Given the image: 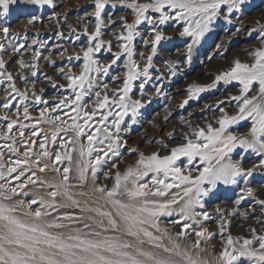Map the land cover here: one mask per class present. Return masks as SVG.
<instances>
[{"label":"snow or ice","instance_id":"6c2138e0","mask_svg":"<svg viewBox=\"0 0 264 264\" xmlns=\"http://www.w3.org/2000/svg\"><path fill=\"white\" fill-rule=\"evenodd\" d=\"M25 2L47 5L52 0ZM116 2L131 9L135 19L128 23L123 17L120 18L121 32L117 34V40L123 42L119 44L120 52L114 55L117 59L122 53L127 55V72L122 87L112 91L111 99L107 84L99 85L92 73L108 72L110 65H100L94 59V53L104 47V41L99 39L103 35L102 29L107 25L115 26L117 21L109 16L106 25L102 17L109 0H93L94 11L91 16L95 18V30L88 34L85 28L88 46L81 49V70L79 74L72 73L70 69L63 73L66 87L72 95L62 97L49 107V101L32 92L35 102L45 107L40 109L39 117L35 118L30 133L33 139L30 140L24 139L25 129L29 126L19 119V108L16 119L10 120L7 114L0 116V120L6 121V129L0 136L5 141L0 145V264H240L241 258H246L249 264H264V235H257L254 228L250 229L251 238H233L231 234H225L227 224L221 223L220 250L216 252L215 245L211 246V252L207 247H202V244L210 245L216 235L202 226V221L210 218V214L203 210L202 198L209 196L218 183L236 184L237 178L247 181L256 167L254 165L253 168L245 169L242 160L233 161L230 157L233 149L239 147L254 151L260 157L259 166L264 167V26L260 27L258 35L262 46L250 52L251 62L234 60L227 71L215 77L212 85L206 86L212 87L222 80L238 81L241 85L240 94L230 98L237 102L236 114L228 115L220 108L221 115L216 120L218 127L208 123L206 127L191 129L193 138L183 133L185 142L171 148L169 154L140 153L135 163L123 172L117 170L114 175L105 173V179L111 181L109 187L97 182L98 171L111 156L120 155L121 122L129 111L135 122L137 109L142 106L140 100L129 102L132 82L139 76L145 77L140 84L143 90L153 59L152 55L147 57L148 63L142 71L132 59V41L139 35L137 27L142 22L152 26L151 50L154 55L157 44L169 39L159 26L168 21H183L180 35L192 39V44L188 45L190 53L192 46L210 31L215 19L223 13V19L231 23L232 14L240 10L245 0ZM20 3L21 0H0V17H8L17 11ZM36 19L32 16L28 23H34ZM0 31L7 36L9 29L2 27ZM251 31L254 30H250V34ZM107 50L111 51L110 42ZM39 57L40 52H35L34 59ZM76 59H80L79 53ZM111 63L115 64L116 59ZM20 66L25 65L20 62ZM3 67L4 62L0 60V68ZM32 75L36 76V72L33 71ZM7 80L12 81L10 74ZM115 80L116 77H113ZM99 87H103V93L95 90ZM201 91H204V87L191 86L189 98ZM5 92L7 95L2 107L10 109L12 100L19 96L23 120H32L28 107L23 104L28 98L27 92H20L14 83H10ZM93 92L95 101L89 109L83 101L86 96L91 99ZM253 92L255 94H251ZM187 102L185 100L180 107ZM62 108L69 109L63 113L67 119L53 115ZM245 120L251 122L246 135L238 137L229 131L231 125ZM41 123L51 125V143L55 146L59 140L60 148L50 149L49 137L44 135L38 145L40 151L34 154L37 144L35 138L40 135ZM14 129L18 130L19 139L12 135ZM61 132L65 136H59ZM69 133L72 135L69 136ZM169 136L171 138V134ZM85 139L87 144L84 143ZM18 142L24 145L22 153L16 146ZM5 149L18 154L17 158L5 163ZM181 157H186L187 163L181 162ZM197 157L202 167L193 176V169L189 165ZM44 159L50 163L42 164ZM64 161H68V166L61 167ZM111 167L115 168V163ZM37 171H51L55 176L49 180L37 176ZM73 171L76 174L75 184L71 183ZM26 173L27 178L22 181ZM149 176L150 179L146 180ZM12 180L19 183L14 186ZM29 184L49 190L46 196L12 202L14 197L28 195L24 189ZM89 184L91 187L87 191H72L73 188L84 189ZM252 191L248 188L246 194L250 196ZM243 198L241 196L235 203L239 204ZM259 203L264 206V201ZM33 205L37 206L33 208ZM174 205H179V208H174ZM62 208L79 209L80 215L59 213L58 210ZM197 208L201 211H196ZM52 212L58 214L53 216ZM174 212L179 219H170L168 224L179 230L173 234L167 226L161 227V218L171 217ZM193 235L195 240L189 243Z\"/></svg>","mask_w":264,"mask_h":264},{"label":"rangeland","instance_id":"374dc122","mask_svg":"<svg viewBox=\"0 0 264 264\" xmlns=\"http://www.w3.org/2000/svg\"><path fill=\"white\" fill-rule=\"evenodd\" d=\"M139 2L146 3L148 0H139ZM93 11V0H52V3L47 5H31L25 0H21L17 11L8 17H0V28L7 27L9 29L7 36L0 31V45L3 46L0 48V60L4 62V67L0 68V73H2L0 75V116L7 114L10 120L16 119L19 108V119L29 126L25 129V140L33 139L30 135L32 125L35 123V118L39 117L40 109L45 107L44 104L35 102L32 96L33 91L36 95H41L44 100L49 101V107L62 97L72 95L71 90L66 87L67 81L63 73H67L70 69L72 73L79 74L81 70L83 65L81 49L88 46V34L95 30V18L91 16ZM149 14L155 16L154 13L150 12ZM32 16L37 19L34 23L29 24L28 20ZM109 16L117 21L115 26L107 25ZM102 17L107 25L102 29L103 35L99 38L104 41V47L101 51L94 53V59L100 65H110V67L106 74L94 72L92 75L97 78L99 85L107 84L111 99L112 91L122 87V81L127 72L125 67L128 60L127 55L122 53L118 59L114 55L120 52L119 44L123 42L117 40V34L121 32L120 18L123 17L128 23H132L135 17L131 9L120 5L116 0H109ZM261 26H264V0H245L240 10L232 14L231 23L223 19V13L215 19L210 25V31L201 38L198 44L192 46L190 53L188 45L192 44V39L180 35L184 27L183 21H168L164 25H160L159 28L162 29L163 35L169 39L160 41L156 46V53L153 55L151 50L152 26L147 22H142L137 27L139 35L135 36L132 41V59L140 66L141 71L148 63L147 57L152 55L153 59L143 90L140 89V84L144 82L145 77L139 76L132 82V91L129 93V102L140 100L142 106L137 109L135 122H133L131 111L124 116L119 133L121 138L120 155L111 156L110 154L111 158L98 171L97 182L110 187L111 181L105 179V173L114 175L117 170L123 172L129 165L135 163L140 153L150 155L152 152H158L162 156L167 155L171 148L185 142L183 133H187L189 138H193L191 129L206 127L208 123H212L213 127H218L216 120L221 115L220 108H223L228 115H235L237 102L230 98L240 94L241 85L239 82L222 80L212 87L206 86L212 85L215 77L219 73L227 71L234 60L251 62L250 52L262 46L258 39ZM85 28H87L88 34L85 33ZM250 30L254 31H251L250 34ZM146 40L147 44H145ZM33 41L36 42L33 43ZM109 42L111 51L107 50ZM15 49H19V51H15ZM37 51L40 52V57L34 59V54ZM78 53L80 59H76ZM113 59H116L115 64L111 63ZM20 62H23L25 66L21 67ZM33 65L36 67L33 68ZM33 71L36 72V76L32 75ZM9 74L12 76V81L7 80ZM113 77H116L115 81H113ZM10 83H14L20 92H27L28 98L23 101V104L28 107L29 114L33 117L32 120H23V108L20 107L19 96L12 100L10 109L5 110L2 107L7 95L5 89L9 87ZM61 85H65V87L62 88ZM191 86L204 87V91L194 93L192 98H189ZM95 90L102 93L104 91L103 87ZM13 95L15 94L13 93ZM185 100L188 101L187 104L180 107ZM94 101L93 92L92 98L89 99L86 96L83 102L90 109ZM221 101L223 103H220ZM68 111L69 109L62 108L53 115H60L62 119H67L63 113ZM109 119L111 121L112 118ZM250 124L251 122L248 120L240 121L238 124L231 125L229 131L238 137L244 136L248 133ZM5 129L6 121L0 120V136L3 135ZM39 129L41 132L35 138L37 144L34 146V154L40 151L38 145L44 135L49 137L48 147L50 149L60 148L59 140L55 146L51 143V125L41 123ZM169 134H171V138ZM12 135L19 139L18 130L14 129ZM68 135L71 136L72 133ZM59 136H65V134L61 132ZM7 142L11 143V141ZM4 143L5 141L0 139V145ZM84 143L87 144L86 139ZM16 146L21 153L24 151L22 143L18 142ZM3 151L5 163H8L10 159L17 158L18 154L9 153L6 149ZM230 157L233 161L242 160V166L245 169L253 168L254 165L256 167L247 181L237 178L236 184L218 183L209 196L202 198L203 210L210 214L208 220L202 221V226L216 234L210 245L202 244V247H207L209 252L212 251V245H215L216 252L220 250L222 239L219 234V225L221 223L227 224L225 234H231L233 238H251L250 229L252 228L256 230L257 235H264V226H262L264 225V206L259 203V201H264V167L259 166L260 157L250 149L245 150L239 147L233 149ZM180 161L187 163V158L181 157ZM41 163H50V161L44 159ZM113 163L116 165L115 168L111 167ZM60 166H68V161H64ZM201 167L198 157L189 165V168L193 169V176L198 174L196 170ZM71 175L73 177L71 183L75 184V171ZM37 176L51 180L55 173L37 171ZM26 178L27 173L21 180ZM147 179H150V176L146 177ZM11 183L15 186L19 182L12 180ZM90 187L89 184L84 189L73 188L72 191H87ZM248 188L253 190L250 196L246 194ZM48 190L29 184L24 189L28 195L14 197L12 202L17 199L28 200L46 196ZM172 191H176V189ZM241 196L244 198L240 200L239 204H236L235 201ZM36 206L33 205V208ZM173 207L178 209L179 205ZM217 209L220 211L217 212ZM49 211L52 210L49 209ZM196 211H201V209L197 208ZM58 212L80 215L79 209L75 208H62ZM58 212H52V215L56 216ZM170 219H179V216L174 212L171 217H162L161 227L167 226L174 234L179 229L168 224ZM194 240L195 236L193 235L188 242L191 243ZM240 264H249V261L246 258H241Z\"/></svg>","mask_w":264,"mask_h":264}]
</instances>
